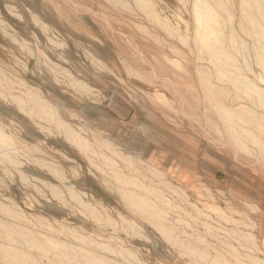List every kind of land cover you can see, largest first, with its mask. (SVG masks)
<instances>
[{"label": "rangeland", "instance_id": "374dc122", "mask_svg": "<svg viewBox=\"0 0 264 264\" xmlns=\"http://www.w3.org/2000/svg\"><path fill=\"white\" fill-rule=\"evenodd\" d=\"M0 264H264V0H0Z\"/></svg>", "mask_w": 264, "mask_h": 264}, {"label": "bare ground", "instance_id": "6f19581e", "mask_svg": "<svg viewBox=\"0 0 264 264\" xmlns=\"http://www.w3.org/2000/svg\"><path fill=\"white\" fill-rule=\"evenodd\" d=\"M36 20L37 22L40 24L42 23L41 21H39V19L36 17ZM206 25H207V30L206 31H203L201 30V28L198 29V32H197V36H198V39H199V42L204 46V47H208L209 43L212 42V39H215V38H218L219 34H221V20L220 18H211V21L210 19L206 20L205 21ZM46 27V25H44ZM17 36V35H16ZM14 37V36H12ZM18 37V36H17ZM16 37V38H17ZM14 39V38H12ZM19 39V38H18ZM15 41V40H14ZM20 41V40H19ZM53 41V40H52ZM210 49V48H208ZM54 72H56V74H60V71L57 69V67H54ZM66 71L64 72H61V73H65ZM68 75H70L68 73ZM71 86L72 87H75V88H78V89H82V90H87L88 93H92L90 90L92 89H88V87H86V85L81 82V81H76V80H71ZM86 91V92H87ZM87 93V94H88ZM38 98H36L37 100ZM40 100V99H39ZM38 100V101H39ZM41 101V100H40ZM39 101V102H40ZM27 102V101H26ZM21 103V102H20ZM41 104V103H40ZM42 105V104H41ZM30 109V108H29ZM32 109V108H31ZM219 110V109H218ZM225 110V109H224ZM223 111V110H222ZM35 112V111H34ZM33 112V113H34ZM51 112V111H50ZM54 113V112H53ZM231 114V113H230ZM33 115V114H32ZM54 115V114H53ZM56 115V114H55ZM54 115V116H55ZM52 116V117H54ZM227 116V115H226ZM238 116V115H237ZM56 117V116H55ZM59 117V115H58ZM56 118L54 120H56L55 122L57 123V128L59 130H61V133L63 134L64 138H66L68 141H70L69 143H72L75 144L77 147H79L81 149V151L83 152H86L87 150L90 151V147H92L86 139H84L80 133H77L69 124H67L66 122L62 121V119L60 118ZM237 119V118H236ZM246 120V119H245ZM228 121V120H227ZM241 121V120H240ZM230 122V121H229ZM244 122V121H243ZM232 123V122H230ZM245 123V122H244ZM229 124V123H228ZM233 124V123H232ZM255 124V123H254ZM252 125V124H251ZM230 128V127H229ZM230 130V129H229ZM246 132V131H245ZM248 136V135H247ZM259 140V139H258ZM254 141V140H253ZM237 142V141H236ZM226 143V142H225ZM229 143V142H228ZM256 143H258L256 141ZM259 144V143H258ZM235 147V146H234ZM248 147V146H247ZM260 147V146H259ZM36 150V149H35ZM123 153V152H122ZM236 153V152H235ZM238 154V153H237ZM117 155V154H116ZM239 155V154H238ZM128 157V156H127ZM121 158V157H120ZM126 158V156L124 157ZM131 159V157H128ZM128 159L130 162L131 160ZM236 159H237V156H236ZM110 160V159H108ZM125 161V160H124ZM128 162V161H127ZM117 163V162H116ZM129 163V162H128ZM110 164V163H109ZM52 169V168H51ZM54 170V169H52ZM101 170V169H99ZM155 172V171H154ZM156 173V172H155ZM118 175V174H117ZM24 176V175H23ZM123 178V176H121ZM121 178V179H122ZM120 180V179H119ZM121 181H124V180H121ZM120 181V182H121ZM133 182V181H132ZM165 182V181H164ZM122 183V182H121ZM131 183V182H130ZM124 184H128V183H124ZM126 186V185H125ZM134 186V185H133ZM123 187V186H122ZM138 187V186H137ZM150 187V186H149ZM152 187V186H151ZM122 190V189H121ZM127 190V189H126ZM138 193V192H137ZM127 194V193H126ZM158 194V193H157ZM185 194V193H183ZM138 195V194H137ZM152 196V195H151ZM143 198V197H142ZM134 203V202H133ZM89 205V204H88ZM210 217V216H209ZM95 218V217H94ZM235 224V223H234ZM10 254V253H9ZM14 254V253H13Z\"/></svg>", "mask_w": 264, "mask_h": 264}]
</instances>
